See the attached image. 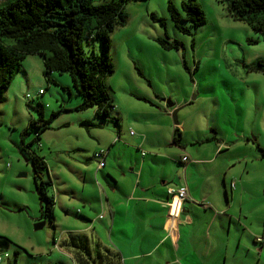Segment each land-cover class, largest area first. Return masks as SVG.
<instances>
[{
  "label": "rangeland",
  "instance_id": "374dc122",
  "mask_svg": "<svg viewBox=\"0 0 264 264\" xmlns=\"http://www.w3.org/2000/svg\"><path fill=\"white\" fill-rule=\"evenodd\" d=\"M181 1L126 0V23L109 35L113 72L106 76L105 85L115 109L109 111L108 116H119L117 124L125 126L126 132L131 128L136 133L132 123L139 122L150 136L154 133L161 140V130L151 126H158L163 119L173 121L167 114L172 107L164 101L169 99L177 108L175 126L184 147L174 145V155H186L188 164L200 162L195 172L203 176L211 170L213 173L221 170L224 175L228 171L243 172L240 171L243 162L251 166V156L259 154L257 144L264 145V71L256 69L259 62L264 61V32H256L247 23L233 19L227 0H197L205 21L196 28L189 26L190 32H183L174 25L167 7L172 2L185 17ZM181 23L188 25L189 22L182 20ZM157 38L170 41L172 46L163 47ZM4 42L14 43L15 39L6 38ZM90 47L95 53L101 52L98 38L91 43L84 42L86 53L90 52ZM41 59V55H28L23 59L22 67L14 73L0 100V264H76V251L82 252L92 264L89 253L95 256L99 250H110L121 261L118 252L123 257L122 251L107 234L106 223L95 222L84 231H69L89 221L83 223L81 219L65 217L56 201L59 196L71 202V208H81L76 199L80 194L77 173L56 167L60 157L57 151L74 142L87 141L83 151L91 152L90 144H96V139L88 134L92 120H95L94 127L100 130L111 127L115 131L117 125L113 120L96 116V106L73 110L80 95L72 86L70 75L52 72L49 75L54 82L47 80L42 74ZM38 90L42 93L36 94ZM39 103L45 117L53 111L60 113L36 140L37 129L28 123L32 118L37 119ZM82 118L90 121L87 126L80 123ZM102 134L106 137L104 132ZM123 140L121 136L119 141ZM220 143L225 146L218 149L215 159L199 161V158L210 159L212 149ZM161 146L166 148L165 143ZM155 147L145 144L132 151L146 154ZM114 151L119 152V146H115ZM30 152L41 156L47 165V173L43 169L42 177H50L52 181L47 193L55 196L56 201L53 224L41 217ZM68 155L72 153L69 151ZM61 156L68 158L65 152ZM109 158L115 162L112 156ZM177 164L174 161V167ZM246 175L251 180L248 189L258 191L256 173L250 171ZM186 177L187 171H182L179 178ZM214 180L221 186V179L210 175L213 185ZM103 181L100 172L92 175L84 187L89 193L84 191L83 195L94 200L92 183L102 184ZM179 184L174 183V186ZM185 184L188 188V181ZM222 193L216 194L219 201L221 195L224 198ZM259 196L261 204L256 212L263 230L259 233L264 235L260 208L264 196ZM41 220H44L43 225L34 228ZM215 225L218 220L209 231L215 230ZM72 237L85 245L75 246L72 241L68 245ZM262 248L258 264H264V246ZM246 262L253 264L254 259L248 256L244 259Z\"/></svg>",
  "mask_w": 264,
  "mask_h": 264
},
{
  "label": "crops",
  "instance_id": "0c3cea01",
  "mask_svg": "<svg viewBox=\"0 0 264 264\" xmlns=\"http://www.w3.org/2000/svg\"><path fill=\"white\" fill-rule=\"evenodd\" d=\"M159 110L164 114L161 108ZM113 117L118 120L119 116L115 114ZM84 120L82 118L80 123ZM115 123V131L111 127L100 130L94 127L95 120H92L93 126L89 127L88 134L90 138L96 139V144H90L91 152L83 151L88 145L87 141L74 142L57 151L60 157L56 167L65 172L70 170L77 173L80 194L76 199L81 203L80 209L71 208V202L57 196L59 208L65 217L81 219L83 223L89 221L69 231H84L95 222L106 223L107 234L122 251L123 257L118 252L121 261H124L122 264H247L244 259L248 256L254 259L253 264H258L259 253L264 246V243L253 241V236L263 231L256 212L261 204L259 195L264 196V157L260 153L251 156V166L247 161L243 162L240 170L243 172L228 171L224 175L221 170L214 173L211 170L203 176L195 172V166L200 162L188 164V161L180 159L182 155H174V145L180 149L184 147L180 142L172 141L173 121L163 119L158 122V126H151L161 130V140L154 133L150 136L139 122L132 123L136 133L128 128L130 135L125 126L122 128L117 121ZM129 129L133 134L129 133ZM121 136L125 139L123 142L119 141ZM162 143H165L166 148L161 146ZM145 144L149 148L156 147L146 154L132 151ZM115 146H119L120 151L117 153L114 151ZM224 146L220 143L212 149L210 159L199 158V161H212L218 149L222 150ZM261 147L264 150L263 144ZM69 151L71 156L68 155ZM98 151H103L101 156L95 155ZM63 152L68 158L61 156ZM61 158L63 162L60 163ZM174 161L178 163L176 167ZM228 162L225 161L226 164ZM182 171H187V179L179 178ZM250 171L256 173L259 185L256 192L248 189L251 180L246 174ZM99 172L105 181L102 184L92 183L95 199L90 200L87 195H83L87 191L85 183ZM210 175L219 177L221 186L215 180L214 185L211 184ZM187 181L186 201L168 195V187ZM232 181L235 182L234 188L230 185ZM63 191L66 192L65 189ZM219 191L224 194V198L221 195V201L216 198ZM193 203H202V206ZM262 203L260 208L264 224V201ZM216 220L218 225H215V230L209 231Z\"/></svg>",
  "mask_w": 264,
  "mask_h": 264
},
{
  "label": "trees",
  "instance_id": "16d2710c",
  "mask_svg": "<svg viewBox=\"0 0 264 264\" xmlns=\"http://www.w3.org/2000/svg\"><path fill=\"white\" fill-rule=\"evenodd\" d=\"M227 1L232 9L233 19L247 23L256 32H264V0ZM125 2L126 0H0V100L14 73L21 67L22 60L28 55H41L42 74L47 80L54 82L49 75L52 72L70 75L72 86L80 95V101L73 110L96 106V116L116 122L117 117L108 116L109 111L114 110V105L108 94L105 78L113 72L109 35L115 28L126 23ZM167 7L174 25L183 32H190L189 26L196 28L205 21L197 0L181 1L185 17L181 16L172 2ZM160 20L164 21L163 18ZM182 20H187L188 25L182 24ZM6 38H13L15 42L6 43ZM94 38L99 39L101 52L95 53L90 47V52L86 53L84 42L91 43ZM157 40L163 47L172 46L164 38ZM256 69L264 71V61H260ZM38 105L37 119L32 118L28 123L37 129L34 136L36 140L39 139L40 132L48 129L52 120L60 113L53 111L45 117L42 104ZM89 122L86 119L81 123L87 126ZM180 136L178 127L174 126L172 141L178 143ZM256 148L260 156L264 157V150L258 144ZM30 153L35 190L41 203V217L53 224L54 196L47 193L52 182L49 177H42L43 169L47 173V166L41 156ZM181 185L186 186L185 182H180L178 186ZM230 185L234 188L235 182L232 181ZM186 199L187 197L183 202ZM198 204L202 206V203ZM258 235L260 234L253 236V241L264 243L256 241ZM74 238L68 241V245H71L70 241L75 246L85 245L83 242H76ZM75 253L74 263L91 264L82 252ZM89 258L92 264H121L119 256L110 250H99L95 256L89 253Z\"/></svg>",
  "mask_w": 264,
  "mask_h": 264
},
{
  "label": "built area",
  "instance_id": "2783aa9c",
  "mask_svg": "<svg viewBox=\"0 0 264 264\" xmlns=\"http://www.w3.org/2000/svg\"><path fill=\"white\" fill-rule=\"evenodd\" d=\"M41 93H42V90H38V92L36 94H41ZM26 97H30V96L28 94H26ZM30 98H32V97H30ZM129 133H132L131 129H129ZM102 153H103V151H99V152H96L95 155L101 156ZM181 160L186 161L187 160L186 155H182ZM167 193H168V195L174 196L175 199L181 200V201H183V199H185V197H187L185 185H181L178 187H168ZM255 239L258 242H264V236H262V235L256 236ZM3 257H6V253L3 254ZM0 260H1V257H0Z\"/></svg>",
  "mask_w": 264,
  "mask_h": 264
},
{
  "label": "water",
  "instance_id": "95a60500",
  "mask_svg": "<svg viewBox=\"0 0 264 264\" xmlns=\"http://www.w3.org/2000/svg\"><path fill=\"white\" fill-rule=\"evenodd\" d=\"M163 99V98H162ZM166 105L168 107H172L171 111H170V115L172 117V120L174 122V124H177L178 123V120H177V117H176V111H177V108L174 107V103L172 101H170L169 99H164ZM44 223V220H41L39 222H37L35 225H34V228H40Z\"/></svg>",
  "mask_w": 264,
  "mask_h": 264
}]
</instances>
